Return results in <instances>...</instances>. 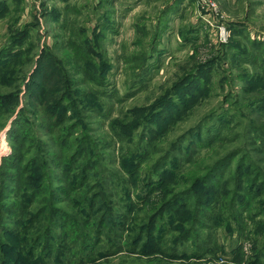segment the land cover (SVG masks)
I'll list each match as a JSON object with an SVG mask.
<instances>
[{"label":"rangeland","instance_id":"374dc122","mask_svg":"<svg viewBox=\"0 0 264 264\" xmlns=\"http://www.w3.org/2000/svg\"><path fill=\"white\" fill-rule=\"evenodd\" d=\"M13 1H8L9 6L1 5L0 13L4 14L13 7ZM50 13L60 17L54 19L50 17ZM3 17L0 18V50L7 49L0 57V70L4 65L15 62L0 77L8 75L10 80H17L0 83V164L4 157L12 153L10 130L15 126L11 127L10 124L15 113L27 109L28 112L24 114L33 120L31 111L41 110L36 109L39 106L32 98V86L35 85V67L42 51L70 44L66 37L72 29L77 35L83 32L85 38L88 37L92 43L100 41L98 45H101L105 51L104 58L109 61L105 85L97 90L98 93L95 91L98 94L95 97L88 96L94 104L86 103L99 107H93L82 114L88 117L84 123L92 129L95 138L101 140V144L106 142V145L113 142L114 133L110 129L113 125L121 123L120 127L126 129L127 124L133 123L135 129L131 137L120 142V148L123 152L130 149L134 163L140 153L146 149L149 151L138 168L140 180L137 191L131 188L130 197L134 204H137L134 194L140 191L144 173L153 168L171 149L172 143L182 135L187 134V137L181 144V153L184 156L193 155L194 160L193 163L182 160V174L202 177L203 170L235 150L240 153L239 156L244 155L258 167L264 168V153L260 150L264 139V0H21L14 10L8 11L5 19ZM58 26L63 27L58 30ZM221 27L226 29L224 35H220ZM21 38L29 44L30 50L26 53L17 48ZM12 43L16 45L10 47ZM53 54L57 55V52ZM146 55L147 60L144 59ZM71 59L81 63V56L78 54ZM19 60L24 61L23 65H18ZM49 68L50 60L42 59L38 82L46 77ZM80 68L82 67L70 66L65 69L74 76L73 79H79L80 76L78 78L74 70ZM196 71H200L197 76H189ZM182 81L186 82L181 86L179 84ZM175 85L177 89L170 94ZM87 89V86L83 87L84 91ZM160 94L164 96L160 99L163 103L160 107L156 105L153 108L151 104ZM9 95L16 97L8 99ZM146 105L149 113L153 109H159L153 121L148 123L146 120L149 116L146 112L134 113V109ZM218 108L219 113L212 116ZM199 125L203 126L190 135L189 131ZM23 126L24 124L19 130ZM145 128L151 129L152 133ZM253 129L254 141L253 133L250 132ZM148 138L150 143L146 147ZM41 139L44 140L45 136L41 135ZM210 142L213 143L212 146L203 148ZM117 149L118 144L115 146V153L112 148L102 153V165L109 171L117 172ZM196 153L200 155H195ZM176 155L177 152H173V156ZM235 164L236 160L230 163L226 171V166L220 171H225L226 177L228 170ZM62 171L63 167H53L52 172L47 171L50 175L47 178L49 186L64 185ZM263 177L264 170L261 173V178ZM35 178L39 182L38 179L43 177L35 174ZM197 183L198 181L195 186ZM174 185L170 183L167 187ZM108 188L105 189L107 194ZM118 189L119 187H115L113 194ZM161 195L165 196V192ZM115 199H118V195ZM121 199L122 203L119 205L120 202H117L114 210L119 216L112 215L104 232L111 231L112 222L116 221L117 225H121V218L129 217L132 220L134 213H139V217L148 213L140 207L134 210L135 205L131 211L128 195ZM256 201L264 203V197ZM43 205H56L58 209L72 215L77 214L78 217L79 214L87 213L85 210L81 212L82 207L70 206L68 201L48 203L44 200ZM32 206L34 212L38 203L34 202ZM257 208L264 210V204ZM234 211L240 215L237 216V221L230 220V233L227 230L228 222L222 227L212 228V239L218 249L214 253L216 257L209 253L192 262L183 259L166 261L160 257L157 260L154 255L135 260L134 256L120 254L105 260L98 258L99 262L94 258L88 264H264V256L259 262L254 260L253 242L249 239L253 227L250 221L244 219L247 213H240L236 207ZM32 213L27 212L28 218ZM208 215L212 218V215ZM65 219L62 216H52L47 209L27 233H20L23 229L15 223L10 224V231L2 234V240L9 245L4 248L5 253L9 258L15 257L17 264L77 263L81 257V239H73L70 226L62 225ZM202 222L207 226L211 225L208 219H202ZM48 225L52 231L51 244L50 248H43L42 241L34 242L31 235L39 227L45 228ZM125 226L129 230L131 221ZM203 234H207L210 240V230H204ZM122 237L125 238V233ZM221 247L224 252L220 250ZM104 249H107L106 246ZM128 250L130 249H122L125 252ZM87 252H94L99 256L102 254L93 247L88 248ZM207 252H212V249L208 247Z\"/></svg>","mask_w":264,"mask_h":264},{"label":"trees","instance_id":"16d2710c","mask_svg":"<svg viewBox=\"0 0 264 264\" xmlns=\"http://www.w3.org/2000/svg\"><path fill=\"white\" fill-rule=\"evenodd\" d=\"M8 1L0 0V6H9ZM20 1L14 0V6L6 10L4 14L0 13L2 15L0 18L4 16L3 19H5L8 11L14 10ZM50 17L56 19L60 16L50 13ZM19 23L20 21H18ZM61 27L63 26H58L57 29L61 30ZM66 41L70 44L59 49L46 48L45 51H42L36 64L32 98L39 106L36 109L41 110L31 111L33 113L32 120L24 114L28 110L21 109L15 113L10 124L11 127L15 126L10 130L12 153L8 157H4L0 164V264H17L15 257L9 258L5 253L4 248H8L9 245L2 240V234L10 231V224L15 223L21 230L23 229L20 233H27V230L41 219L47 209L56 218L61 216L66 218L62 225L70 226V233L74 234V240L81 239L82 246L79 254L83 260L81 261V257H79L77 263L74 262V264H88L94 261V258L96 262H99L98 258L105 260L107 257H115L120 254L134 256L135 260L154 255L157 260L160 257L166 261L183 259L192 262L209 253L216 257L214 253L218 249L212 239V228L222 227L228 222L229 229L227 227V230L230 233V220L237 221V216L240 215L235 213V207L240 213H247V217L244 219L250 221L253 227L251 234L248 232L249 239L253 242V257L259 262L264 256V218L262 219L264 210L256 209V207H260L264 203L256 200L264 197V177L261 178L264 168L258 167L253 160L250 161L244 155L239 156L240 153L235 150L225 154L211 167L208 166V169L203 170L202 177L182 174L184 166L182 160L186 163L194 161L193 155L186 154L184 156L181 153V144L187 137V134L182 135L172 143L171 149L163 158L144 173L140 191L134 194L137 201V204H134L130 197L131 188L133 187L137 191L140 180V173H137L138 168L145 161L149 151L146 149L140 153L137 162L134 163L130 149L123 152L120 148V142L128 140L135 129L132 122L131 125H126V129L120 127L121 123L113 125L110 129L114 133V139L107 145L106 142L101 144V140L95 138L92 129L84 123L88 117H84L82 114L93 107L95 109L99 107L86 103L94 104L95 102H92L88 96L95 97V94L98 93L97 90L105 85V74L109 69V61L104 58L105 51L100 47L101 45H98L100 41L92 43L88 37L85 38L83 32L77 35L70 29ZM92 44H95V47ZM15 45L12 43L10 47ZM17 48L23 53L30 50L29 44L27 45L22 38ZM6 49L0 50V57L6 53ZM53 52H57V55H54ZM77 54L81 56V63L71 59ZM60 56L63 57L58 58ZM147 58L148 55L144 59L147 60ZM42 59L50 60V68L46 77L38 82L37 76L40 75ZM13 62L15 61L4 65L0 74L7 71ZM17 63L21 66L24 61L19 60ZM70 66L82 67L74 70L78 78L80 76L79 79H73L74 76L66 71L65 68ZM199 72L196 71L189 76H197ZM16 80H10L8 75L0 77V83L15 82ZM185 82L182 81L179 85H183ZM84 86L88 87L85 91L83 90ZM176 86L170 90V94L177 89ZM161 95H158L157 100L151 104L153 108L156 105L160 107L163 103V100L160 99L164 96ZM15 97L9 95L8 99ZM148 109L147 105L142 106L134 109V113L146 112L149 116L146 120L148 123L153 121L156 111L159 110L156 108L149 113ZM1 111L0 108V113ZM219 111L220 108L214 111L212 116ZM134 113L132 112V114ZM22 124H24L23 129L19 130ZM201 126L203 125L191 129L189 134H194ZM145 130L152 133L149 128H145ZM250 132L253 133L254 141L255 129ZM41 135L45 136L44 140L41 139ZM221 140L222 138L216 142L219 143ZM149 143L150 138H148L146 147ZM116 144H118L117 172H114L107 170L102 165L103 159L101 158L102 153L107 149L112 148L115 153ZM212 144L210 142L203 148L208 149ZM25 145L27 147L24 148ZM260 150L264 153V139ZM173 152H177V155L173 156ZM195 155L200 154L196 153ZM234 160H236L235 166L228 170V175L225 177L226 169ZM224 166H226L225 171L221 172L220 170ZM53 167H63L64 185H61L63 186H60L61 188L49 186L47 178H50V175L47 171L52 172ZM35 174L43 178H39V182H37ZM197 181V186H195ZM170 183L175 185L171 188L167 187ZM115 187H119V189L113 194ZM106 188H108L109 194L105 192ZM163 191L165 196L161 195ZM116 195H118V199H115ZM124 195L129 196L128 203L131 206V211L135 205L134 210L140 207L148 213L141 217H139V213H134L132 220H129V217L121 218V225H117L116 221L112 222L111 231L104 232L105 227L111 222L112 215H118V212H114L116 203L120 202L118 203L120 205ZM63 197L66 199H62ZM44 200L48 203L68 201L70 206L82 207L81 212L85 210L87 213H83L85 216L79 214L80 217H78L77 214L72 215L58 209L56 205L51 207L43 205ZM34 202L38 203V207L33 212ZM27 212H33L29 218ZM208 214L212 215V218L208 217ZM26 218L27 220H25ZM202 219L210 220L211 225H205ZM129 221H131V228L127 230L125 225ZM204 230H210V240L207 234H203ZM51 232L50 225L45 228L39 227L31 237H34V242L42 241L43 248H50ZM123 233H125V238L122 237ZM105 246L107 249H104ZM92 247L102 254L99 256L94 252L88 253V248ZM208 247L212 249V252H207ZM126 248L130 250L122 251ZM220 250L224 252V248L221 247ZM132 260L134 259L132 258Z\"/></svg>","mask_w":264,"mask_h":264},{"label":"built area","instance_id":"2783aa9c","mask_svg":"<svg viewBox=\"0 0 264 264\" xmlns=\"http://www.w3.org/2000/svg\"><path fill=\"white\" fill-rule=\"evenodd\" d=\"M225 30H226L225 27H221L220 28V35H222V34L224 35L226 32ZM221 37L224 38V36H221Z\"/></svg>","mask_w":264,"mask_h":264}]
</instances>
